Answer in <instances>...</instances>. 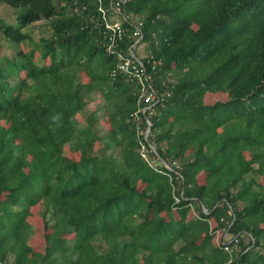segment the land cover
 Segmentation results:
<instances>
[{"label":"trees","instance_id":"trees-1","mask_svg":"<svg viewBox=\"0 0 264 264\" xmlns=\"http://www.w3.org/2000/svg\"><path fill=\"white\" fill-rule=\"evenodd\" d=\"M119 1L0 0L21 11L0 20L1 40L21 47L0 54V264H30L38 205V264H264V0H200L189 14L195 0ZM137 19L153 86L171 93L155 115L137 82L112 77ZM37 23L50 36L34 43ZM114 23L127 33L111 54ZM94 96L103 135L96 114L74 121ZM235 238L240 251L225 252Z\"/></svg>","mask_w":264,"mask_h":264},{"label":"rangeland","instance_id":"rangeland-1","mask_svg":"<svg viewBox=\"0 0 264 264\" xmlns=\"http://www.w3.org/2000/svg\"><path fill=\"white\" fill-rule=\"evenodd\" d=\"M200 2H201L200 0H195L193 2H190L188 5L185 6V12L189 14L195 11L200 6ZM60 3L64 4V1H61ZM20 12H21L20 10L11 9L8 6L3 5L0 2V20H3L7 23L15 24L18 13ZM44 26H45L44 23H37L26 30L34 34V37H33L34 43H38L40 42L42 38H48L50 36V32L46 31L44 29ZM0 44L3 45V47L0 48V54L2 55L1 60L14 56V54L20 51L21 49V47L15 48V47H12L10 44H6L4 41L1 40V38H0ZM81 77H82L83 82L86 85L90 83L89 76L87 74H83ZM214 99L216 101L224 102L228 99V97H227V94H223L222 96H217ZM208 103L212 104V101L208 100ZM91 114H96L97 117L102 122H104L101 128V133L102 135L105 134L107 132V126H106V120H105L106 118H104L105 117L104 100L102 99V97L100 98L98 96L90 97L88 100V108L83 114H79L77 117H75L74 121L76 123L85 124V118ZM94 145H95L96 150L101 147V143L99 142H95ZM143 152L145 151L142 150V153ZM62 153L64 155L71 156L73 159L78 158L77 154L74 153L72 148H70L68 145L62 148ZM147 158L150 159L148 156ZM253 182H255L256 185L258 183H264V176L253 179ZM42 211H43V206L38 205L36 208L33 209L32 214L28 219L30 225L33 228L32 233L29 237V241H28V244L30 245L31 250H32L29 256L31 257L33 256L30 264H38L40 262V259L37 257V255H41L42 257H44L46 254L45 252L49 248V243H48V238H47V234L49 230H48L47 221L42 218ZM227 237H228L227 239H230V236H227ZM222 238H223V235L221 234L219 241H221ZM6 264H14V258L10 257Z\"/></svg>","mask_w":264,"mask_h":264},{"label":"built area","instance_id":"built-area-1","mask_svg":"<svg viewBox=\"0 0 264 264\" xmlns=\"http://www.w3.org/2000/svg\"><path fill=\"white\" fill-rule=\"evenodd\" d=\"M127 0H121L116 4L117 12H119V7L122 2H126ZM124 21H127V18L123 17ZM135 32L134 37L137 38V42L132 48L130 49L131 57L130 59L121 61L116 69L112 72V77H116L119 74H126L131 77L132 80L138 83L141 86L140 93H141V100L140 104L144 105L141 111L145 114L149 112L150 115L156 114V109L158 106H164L168 97L171 95L170 92L167 93H159L158 90L154 88V78L153 75L148 72L146 69L144 59L148 58L147 53L143 50V47H138V44L143 40V33L142 28L144 26L143 21L137 19L135 21ZM108 29L112 32L110 41L112 44L108 47L109 53L116 52V42L123 39L124 35L127 33V30H124L119 23L114 24H107ZM137 53V54H136ZM150 63V61H148ZM157 63L152 67L155 70ZM176 80L169 78L168 84L174 87ZM147 123L149 127L145 132H143L145 139L148 138L149 133L151 131L152 123L149 119H147ZM153 150V146L150 145ZM146 152V148L143 149ZM154 151V150H153ZM143 152L142 157L148 160V154ZM152 162L156 165L157 161L155 159ZM175 164V163H174ZM176 165V164H175ZM170 169V167H168ZM225 252L230 254H234L240 251L239 247V240L235 238L232 241L227 242L224 245Z\"/></svg>","mask_w":264,"mask_h":264},{"label":"crops","instance_id":"crops-1","mask_svg":"<svg viewBox=\"0 0 264 264\" xmlns=\"http://www.w3.org/2000/svg\"><path fill=\"white\" fill-rule=\"evenodd\" d=\"M220 236H221V234H219L218 237H217V239H216V243H217V244L220 243V241H219V240H220ZM227 238H228L227 236H224V235H223V241H225ZM221 240H222V239H221ZM227 240H229V239H227Z\"/></svg>","mask_w":264,"mask_h":264},{"label":"water","instance_id":"water-1","mask_svg":"<svg viewBox=\"0 0 264 264\" xmlns=\"http://www.w3.org/2000/svg\"><path fill=\"white\" fill-rule=\"evenodd\" d=\"M153 150H154V152H155L156 154H158V153H157V150L155 149V147H153ZM164 163H165V162H164Z\"/></svg>","mask_w":264,"mask_h":264}]
</instances>
